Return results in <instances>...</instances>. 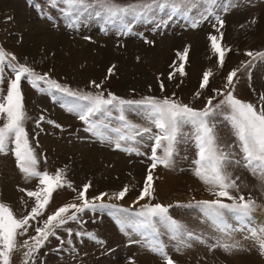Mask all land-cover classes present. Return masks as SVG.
Instances as JSON below:
<instances>
[{
  "label": "rangeland",
  "instance_id": "obj_1",
  "mask_svg": "<svg viewBox=\"0 0 264 264\" xmlns=\"http://www.w3.org/2000/svg\"><path fill=\"white\" fill-rule=\"evenodd\" d=\"M118 2L132 4L136 0ZM235 4L228 13H222L225 25L220 29L224 33L220 42L226 50L223 66H220L208 39L210 33L219 39V32L212 27L215 20L193 29L182 17L176 16L157 27L167 11L157 12L147 19L134 20L132 31L128 35H120L112 26H107V31L102 30L104 21L95 16H86L75 27H69L60 9L51 8L46 0H10L0 4V47L15 54L19 63L27 64L37 73H47L73 90L99 91L90 83L95 81L101 84L100 90L105 95L111 92L118 97L137 100L145 96L172 97L199 109L213 95L212 89L225 87V78L231 70L240 68L242 62L250 59L245 55L246 51L264 50V0H235ZM191 32L197 34L193 36H197L196 39L201 37L204 51L199 47L195 51L190 42ZM185 47L189 52L184 61V74H181L178 53ZM113 65V72L109 74L108 70ZM205 71L213 73L210 88L200 90ZM169 73L173 74L171 79ZM240 75L234 94L242 100L261 103V97H264V61H254L250 76ZM22 91L25 108L31 117L25 126L39 154V169L50 174L63 169L66 179L73 185V188L65 186L53 193L47 214L65 203H80L75 197L85 183L91 184L86 193L89 198L104 192L108 194L104 197L105 202L132 206L133 210L146 203L175 205L177 202L186 204L193 200L217 198L207 190L209 186L193 174L192 161L196 149L187 143L177 145L174 166L158 164L152 169L153 197L134 204L151 164L148 142L140 146L139 155L117 149L114 143L102 141L85 131L87 126L84 122L75 113L62 108L51 95L39 93L26 81H22ZM197 91H202V95L196 96ZM41 114L46 119L37 126L35 121ZM125 115L132 123H144L139 112H127ZM117 116L118 113L111 118L114 127H120ZM48 120L62 127L58 128ZM153 131L157 130L153 128ZM219 131L226 142H232L228 129L222 127ZM108 134L115 135L111 129ZM230 171L234 177L240 178L237 181L240 192L246 198L251 195L255 199L257 207L253 216L264 224V191H261L259 181L247 169ZM37 185V179L25 181L13 155L0 154V202L9 205L18 217L27 214L34 205V199L20 189L35 190ZM125 186L128 193L124 199L112 196ZM233 195L238 193L233 192ZM170 214L197 231H210L195 209L173 207ZM83 221L82 225L70 222L66 227L93 232L102 243L73 235L71 244L61 247L60 240L50 238L38 253L39 264H164L142 243H129V237L121 231L116 219L106 212L89 211L83 215ZM57 232L60 237L67 238L65 231L58 229ZM29 234L35 235L34 229H30ZM234 237L241 241L243 248L233 252L219 248L209 251L200 243L181 252L171 247L168 251L177 264H264V255L252 246V241L244 240L240 232H236ZM161 238L168 243L166 232H161ZM27 239V236L18 238L20 243ZM26 250L18 244V250L12 255V264H22Z\"/></svg>",
  "mask_w": 264,
  "mask_h": 264
},
{
  "label": "snow or ice",
  "instance_id": "obj_2",
  "mask_svg": "<svg viewBox=\"0 0 264 264\" xmlns=\"http://www.w3.org/2000/svg\"><path fill=\"white\" fill-rule=\"evenodd\" d=\"M46 3L51 8L60 9L69 27H75L86 16H95L104 21L105 28L102 30L107 31V26H112L120 35H128L132 31L131 23L134 20L147 19L157 12L167 11L157 27L176 16L182 17L193 29L215 20L212 27L219 32V39L211 33L208 39L220 66L225 64L226 56V50L220 42L224 35L220 29L225 25L222 13L226 14L236 6L235 0H136L132 4H121L118 0H46ZM129 17L132 19L129 20ZM188 52L189 48L185 47L183 52L178 53L181 74H184V61ZM245 55L250 59L242 62L240 68L231 70L225 78V87L212 89L213 95L198 109L172 97L145 96L137 100L118 97L111 92L105 95L100 90L101 84L95 81L90 83L99 91L73 90L47 73H37L27 64L19 63L15 54L0 47V154L14 156L25 181L38 180L35 190L20 189L34 199V205L27 214L18 217L9 205L0 202V264H12V255L18 250V244L27 249L23 253L26 259L22 264H39L38 253L50 238L60 240L61 247L71 244L73 235L86 236L102 243L93 232L66 227L70 222L82 225L83 215L89 211L106 212L114 217L121 231L129 237V243H142L157 254L164 264H177L169 254V247L181 252L200 243L207 246L209 251L218 248L225 252L239 250L243 244L235 239L236 232H240L244 240L252 241V246L264 255V224H260L253 216L256 201L251 195L246 198L240 192L237 182L240 178L234 177L230 171L235 168L247 169L257 178L261 191H264V97H261V103L254 104L234 94L236 83L241 79L240 74L250 76L254 61H264V50H249ZM114 67L109 68V74ZM8 73L14 75L9 76ZM172 75L169 73V79ZM212 75L211 71L203 73L200 90L210 88ZM22 81L29 83L39 93L51 95L62 108L75 113L84 122L87 126L85 131L93 133L102 141L114 143L117 149L139 155L140 146L148 142L151 164L134 204L153 197L152 169L158 164L174 166L175 156L178 155L177 145L187 143L196 149L192 161L193 174L208 185L207 190L217 198L193 200L186 204L177 202L175 205L146 203L133 210L132 206L105 202L104 197L108 194L104 192L89 198L86 193L91 184L85 183L75 197L80 203H65L47 214L46 209L53 199V193L65 186L73 188V185L66 179L63 169H57L54 174L39 169V154L25 126L31 117L25 108ZM160 88L164 90L162 81ZM195 95L201 96L202 91H197ZM127 112L141 113L144 123L130 122L125 115ZM117 113L120 127L112 124L111 118ZM45 119L41 114L35 121L37 126ZM47 122L62 127L55 121ZM222 127L228 129V135L233 138L231 143L220 135L219 129ZM153 128L157 131L154 132ZM185 128L188 130L185 131ZM109 129L115 135L108 134ZM233 192L238 195H233ZM127 193L128 187L125 186L112 196L122 200ZM173 207L195 209L210 231H197L176 219L170 214ZM30 229H34L35 235L29 234ZM58 229L67 233L66 239L58 235ZM162 231L167 233L168 243L161 238ZM24 236L28 239L20 243L18 238Z\"/></svg>",
  "mask_w": 264,
  "mask_h": 264
},
{
  "label": "bare ground",
  "instance_id": "obj_3",
  "mask_svg": "<svg viewBox=\"0 0 264 264\" xmlns=\"http://www.w3.org/2000/svg\"><path fill=\"white\" fill-rule=\"evenodd\" d=\"M8 1H10V0H8ZM7 0H0V4H5V3H7L8 2ZM263 14H264V11H263ZM264 16V15H263ZM192 33V38H191V41H190V39H189V41L195 46V51H197V50H199L198 49V47L199 48H201V51L203 50L204 51V46L202 47L201 45L203 44L202 42H203V40H201V37H198L197 39H196V37H193L196 33L195 32H191ZM190 35V34H189ZM188 35V36H189ZM197 35V34H196ZM199 55H200V52L198 53Z\"/></svg>",
  "mask_w": 264,
  "mask_h": 264
}]
</instances>
